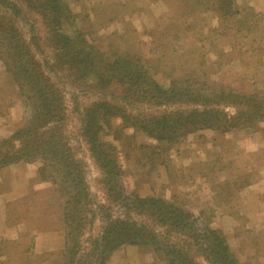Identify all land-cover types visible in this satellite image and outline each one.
I'll use <instances>...</instances> for the list:
<instances>
[{
    "label": "rangeland",
    "instance_id": "rangeland-1",
    "mask_svg": "<svg viewBox=\"0 0 264 264\" xmlns=\"http://www.w3.org/2000/svg\"><path fill=\"white\" fill-rule=\"evenodd\" d=\"M226 1L63 0L71 10L69 17L73 18L70 30H79L109 56H133L135 64L148 65L161 83L172 78L196 79L201 84L264 96V0H228V9ZM28 21L34 25V33L40 35L42 28L35 18L28 16ZM27 30L28 27H22L25 37ZM43 54L50 56L49 49ZM49 76L50 83L61 96L66 116L63 132L69 136L68 147L86 163L85 183L89 194L103 203L107 198L101 185L103 173L93 165L86 146L78 138L81 130L78 118L83 108L105 99L89 94L84 87H74L63 73H49ZM30 113V106L13 86L0 60V140L9 137ZM6 132L8 134L1 137ZM182 136L179 144L164 145L168 150L162 149L151 163L146 158L147 153H143L144 157L140 152H128L117 144V164L126 174L125 190L141 198L155 197L182 204L185 210L199 218L198 229L210 219L211 228L223 233L237 264H264V116L251 129H234L224 135L205 129ZM148 140L139 134L135 142H155ZM125 151L128 158L122 155ZM28 165L30 168L36 166L30 184L45 185L49 190L41 197L35 199L34 196V200L40 203L39 209L48 205V212L54 216L51 223H46L47 228L41 226L40 229L54 234L41 236L43 238L33 235L32 230L45 225V221L36 214L31 217L25 214L29 212L28 207L21 208L24 200L17 199L9 206L17 210L20 215L15 214L21 216V222L9 220L11 225H20L16 235L17 238L22 236L21 240H11L13 234L9 231L3 234L0 228L3 248L6 251L14 249L7 264L30 263L36 249L46 252L34 257L36 262L42 260L41 264L77 261L79 253L68 261L63 258L66 245L63 199L53 184L41 182L37 177L40 163H12L0 169L1 178L9 186V170ZM23 171V168L18 170L19 174ZM47 194H51V198ZM117 207L113 208L114 215L119 211ZM24 222L27 230L22 226ZM98 227V222L87 227L79 240L83 249L87 248L88 240L97 238ZM15 230L10 232L15 233ZM118 258L121 261L117 262ZM155 262L145 248L122 245L110 254L105 264H157Z\"/></svg>",
    "mask_w": 264,
    "mask_h": 264
},
{
    "label": "trees",
    "instance_id": "trees-1",
    "mask_svg": "<svg viewBox=\"0 0 264 264\" xmlns=\"http://www.w3.org/2000/svg\"><path fill=\"white\" fill-rule=\"evenodd\" d=\"M229 4L227 0V9ZM70 12L63 0H0V60L31 109L29 118L0 140V169L18 162L40 163L37 177L53 184L63 199V258L81 254L70 264H105L122 245L145 248L157 264H237L210 219L198 229L199 218L182 204L128 193L116 145L147 153L151 163L162 149L179 144L184 134L251 129L264 116L263 94H241L187 78L161 83L148 65L135 64L133 56H109L79 30H70ZM28 16L41 26L40 35ZM22 27H28L27 37ZM48 49L50 56H44ZM49 73H63L74 87L105 99L83 108L78 118V138L103 173V203L89 194L86 163L68 147L61 96ZM139 134L155 142L136 143ZM122 155L128 158L127 152ZM114 206L119 209L115 215ZM95 222L99 234L83 249L79 240Z\"/></svg>",
    "mask_w": 264,
    "mask_h": 264
},
{
    "label": "crops",
    "instance_id": "crops-1",
    "mask_svg": "<svg viewBox=\"0 0 264 264\" xmlns=\"http://www.w3.org/2000/svg\"><path fill=\"white\" fill-rule=\"evenodd\" d=\"M7 134L8 132L4 133L1 137L6 136ZM21 168H23L24 171L22 174H19L18 170ZM21 168H17L15 171H14V168L9 170V172H11L10 178H9V186H8V183L3 181L4 178H1V174H0V187L2 188L0 190V228L1 230L3 229V234H6L7 231H9L10 234H13L14 237H11L10 238L11 240H17V241L21 240L22 236L17 238V235H16L20 225L19 224L11 225L9 218H12L13 221H16L19 219V221L21 222L20 220L21 216H18L15 214V213H18L17 210H13V208L10 206H12L11 204H14V202H16L17 199L22 197V199L24 200L23 201L24 204L23 206H21V208L24 207V209H26V207H28V210H29V212L25 211V214H29L30 217L32 216V214H36L39 218H41V220L44 219L45 221V225H38L36 226V228H34V230H32L33 235H36L37 238L41 236L49 237L50 235L54 234V232L53 231L49 233H45L44 231L42 232L41 229L43 228L40 229V227L43 226L44 228H47L48 227L47 224L53 221L52 219L54 218V216L51 212H48L50 210L48 209V205H44L42 209H39L40 203L34 200V196H35V199L38 196L41 197V194L45 192L48 188L46 189L45 185H41V184L38 187H36V185L34 186L30 184L31 180L34 179L35 177L36 166H32V168H30V166L28 165V166H21ZM23 174L25 175L23 176ZM48 191L49 190H47V192ZM48 196H50L49 198H51V194H49ZM27 201L29 202L26 203ZM24 209H23V213H24ZM26 219L29 220L28 216ZM22 226L23 228L27 230L26 228L27 224L25 222L23 223ZM15 228L17 230H15ZM11 230H15V233H11L10 232ZM2 243L3 241L0 240V264H7L6 261H8L9 258L12 257L11 253L14 249L11 251L10 249L9 251H6L3 248L4 244ZM38 250L37 249L34 250L35 252L34 254H32V256L39 257V256H42L41 253L42 254L46 253V252H40ZM22 253L24 254V250H22ZM34 257H33V260L27 264H41L42 263V260L36 262ZM116 260L117 262L121 261L120 258ZM22 264H25V263L22 262Z\"/></svg>",
    "mask_w": 264,
    "mask_h": 264
}]
</instances>
